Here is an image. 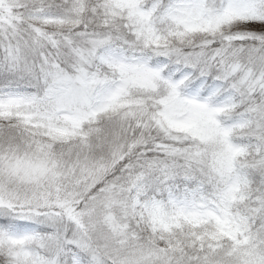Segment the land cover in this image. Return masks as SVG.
Listing matches in <instances>:
<instances>
[{
    "label": "snow or ice",
    "instance_id": "6c2138e0",
    "mask_svg": "<svg viewBox=\"0 0 264 264\" xmlns=\"http://www.w3.org/2000/svg\"><path fill=\"white\" fill-rule=\"evenodd\" d=\"M0 264H264V0H0Z\"/></svg>",
    "mask_w": 264,
    "mask_h": 264
}]
</instances>
